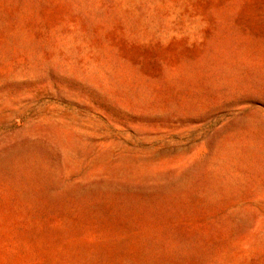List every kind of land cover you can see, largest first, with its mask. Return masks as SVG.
I'll return each mask as SVG.
<instances>
[{"label": "rangeland", "instance_id": "obj_1", "mask_svg": "<svg viewBox=\"0 0 264 264\" xmlns=\"http://www.w3.org/2000/svg\"><path fill=\"white\" fill-rule=\"evenodd\" d=\"M0 264H264V0H0Z\"/></svg>", "mask_w": 264, "mask_h": 264}]
</instances>
